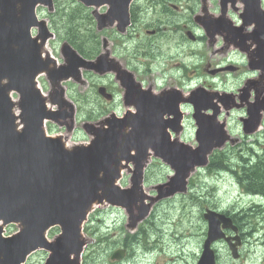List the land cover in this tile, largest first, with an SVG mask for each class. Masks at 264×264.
<instances>
[{
  "label": "water",
  "instance_id": "1",
  "mask_svg": "<svg viewBox=\"0 0 264 264\" xmlns=\"http://www.w3.org/2000/svg\"><path fill=\"white\" fill-rule=\"evenodd\" d=\"M10 1L0 0V75L7 76L11 81L18 80L27 86L30 83L29 70L26 69L27 41L21 37L18 23L22 24L28 18L29 7L26 2L27 8L24 5L18 17ZM10 36H14L13 39L19 37L22 40L23 51L16 50L12 53L7 50L5 44ZM11 86L22 90L20 99L21 107L25 110L26 127L22 133L14 132L9 111L12 103L7 96L5 86L0 84V219L4 223L19 222L22 229L11 238L5 239L0 236V264H12L14 258H21L29 250L30 240L35 239L33 236H37L38 226L42 223L45 226L55 220L61 222L65 226V240L74 242L76 228L74 219L88 209L89 203L94 198L101 200L104 194L109 192L112 187L110 177L116 175L115 171L112 176L110 173L114 168L112 162L109 159H103L107 154L105 150L109 147L107 137L98 135L88 150L60 157L54 145L56 141L46 140L38 128V117L29 109L27 90L15 83ZM158 127L156 126L159 135L157 142H162L158 154L173 168L176 169L179 166L180 155L189 159L198 157V153L186 156L180 148L167 143L161 136V128L158 129ZM151 130L149 127L146 132ZM111 132H115L114 128ZM137 142L138 140H135V145H138L137 149L141 153L148 143L143 141L138 144ZM157 142H154L155 148L158 147ZM99 150L102 152L96 154ZM94 154L96 155L90 160V164L98 168L102 167L104 171L102 180L99 182L96 179L93 182L88 180L85 183V180L77 177L76 188H69V190L64 187L66 183L68 185V181L61 180L55 190L54 180H52L54 171H59L64 179V172H77L75 161L80 162L81 158H88ZM101 159H103L102 164L99 162L96 164V161ZM92 176L95 177L96 173ZM75 204H77L76 212L70 215L69 220V216L66 217V208ZM218 219L215 214H209L210 236L217 229ZM56 260L57 254L54 255L51 263H55Z\"/></svg>",
  "mask_w": 264,
  "mask_h": 264
},
{
  "label": "rangeland",
  "instance_id": "2",
  "mask_svg": "<svg viewBox=\"0 0 264 264\" xmlns=\"http://www.w3.org/2000/svg\"><path fill=\"white\" fill-rule=\"evenodd\" d=\"M58 5L60 8H69L72 6H69L71 0H57ZM66 10V9H65ZM68 11V10H66ZM149 16H152L149 15ZM61 44V42H60ZM57 47V43L53 42V43H49V45L47 44V49L50 52V49H53ZM51 53V52H50ZM43 79H41V84ZM87 85L85 83H83L82 85L80 83L76 84L74 86L75 91L77 92V94L79 95H83L84 94V89ZM82 100L84 101V116L86 117L87 115V103L86 102V98L85 96H81ZM88 101V100H87ZM99 107V105L97 106ZM97 107H94L93 109L95 110ZM49 127V125H48ZM51 131H56L55 128L53 127V125L51 124ZM81 136H84V139H86L87 137L81 132L80 133ZM252 141L247 140V143H251ZM260 146H264V139H261L259 141ZM250 145V144H248ZM236 150L240 149V146H235ZM229 154V158L234 160V156L237 157V155H235L234 153L232 154L231 152L228 153ZM168 172L167 171H161V170H154V174H159L161 175V177H165L166 174ZM191 176H194V179L192 181L193 183V189H191L192 191H196L197 196L200 198H204V200H206L207 202L211 203L212 207H216L215 209H218L220 211L223 212H229V213H235L238 210L239 211H243L245 210L247 207H250L251 204H258V203H262V202H255L254 200L250 199V197L247 196H243L240 195V187L237 184V180L235 178V175H233L232 173H221V174H217V173H211L209 171H202L201 173H196L195 175L191 174ZM220 176V178H219ZM160 179H156V177L154 176V183L156 181H159ZM203 200V201H204ZM188 203V197L186 198H180L179 200L167 204V203H163L158 205V207L156 208V210L154 211V218L152 219V224H143L144 226V232L145 233H151L155 228H160V230H162V233L166 234V236H169L167 233L169 231H173V236H169L171 239H177V244L174 246V250L177 251V247L179 249H184L187 248V239H181L180 236L181 235H185L186 232L189 230V228H192L193 233H195L196 236V240L197 243L198 241H200V238H197V236L202 234L203 231V222L200 218L201 212H202V205H204V203H200L198 205V207L200 208L198 211H195V216L196 219H193L191 221V217L193 216L192 214H189L188 212V208L190 207V205L187 204ZM264 204V203H263ZM186 210V211H185ZM99 211V213L102 211L101 207H98L96 209L95 212ZM188 212V213H187ZM239 218L240 219H244V222L249 221L250 223L243 226V231H246V229H249L253 224L257 223V221L261 220L260 219V215L261 212H256L255 216L254 215H244L242 213H238ZM194 218V217H192ZM96 219H101L102 220V224H104L106 226V230L101 232L100 235H104L106 233H111L113 235H115V240L111 243L108 244H101L99 243L98 245H96L94 247L95 250H93L92 254L97 251L99 253L98 255V262L100 264H115L116 262L110 261L108 254H109V250L117 243H122V242H118V239L121 238H125L126 236V232L123 228V224L126 222V215L123 212H115V211H105L103 213H100L99 216H97ZM247 220V221H245ZM258 221V222H259ZM191 222V223H190ZM96 226V231H98L100 229L99 224L95 225ZM260 227H262V225H260ZM7 228L6 227V232H7ZM94 228V227H92ZM17 228L16 226H11V230L9 231H15ZM139 238V239H138ZM144 238L147 240L148 243H153L154 242V236L150 237V238H145V236L143 235V232L136 235L134 238H132L133 240L137 241L138 240V245L141 243V239ZM150 239V240H149ZM152 239V240H151ZM90 240H92V237L90 238ZM166 243L167 240L163 239ZM145 241V240H143ZM146 242V241H145ZM146 242V244H147ZM248 242V240H247ZM131 245L129 246V248L131 249ZM143 248H140L139 250L134 247L132 254L130 255L129 259H125L124 262L119 263V264H154V262L157 259V263L161 264L162 261L159 259L160 256H162V258L164 259V261H167L168 255H165L164 253H159L157 254L156 257H154V253H147V252H143L142 255L139 254L138 251H142ZM109 251V252H108ZM241 251L243 252V254L245 253L246 255H248V257L252 258V259H257L259 257V255H262V249L258 246L255 247L254 245L251 243L250 246L248 247V245L246 244V242L243 244V246L241 247ZM254 252L256 255H250V253ZM94 255V254H93ZM92 255V256H93ZM90 257H88V262L89 259L91 258V252L89 254ZM128 258V257H127ZM260 261H262V259H258ZM163 261V262H164ZM259 261V262H260ZM41 262H43V259H41L40 255L34 256L32 258V262L30 264H41ZM113 262V263H112Z\"/></svg>",
  "mask_w": 264,
  "mask_h": 264
},
{
  "label": "flooded vegetation",
  "instance_id": "3",
  "mask_svg": "<svg viewBox=\"0 0 264 264\" xmlns=\"http://www.w3.org/2000/svg\"><path fill=\"white\" fill-rule=\"evenodd\" d=\"M193 29V27H191L190 23H183L182 24V28L180 27H177V31H178V36L176 39H174V42H175V45H176V48L178 50V54H184V55H187L189 54V45H190V42L185 34V32L189 29ZM195 32H198L197 36H196V41L197 42H200L203 40V35L201 32H199L196 28H194ZM197 30V31H196ZM156 31L157 32H160L161 29L159 27L156 28ZM221 50L220 47H217L215 45H213V56H216L217 53H219Z\"/></svg>",
  "mask_w": 264,
  "mask_h": 264
},
{
  "label": "trees",
  "instance_id": "4",
  "mask_svg": "<svg viewBox=\"0 0 264 264\" xmlns=\"http://www.w3.org/2000/svg\"><path fill=\"white\" fill-rule=\"evenodd\" d=\"M69 18H70L69 12L66 10H62L60 13L59 19H61L63 21H67V20H69ZM71 28H73V26ZM258 165H264V161H261ZM244 174L247 176V181L252 180L251 176H249L247 174V172H245ZM256 175L258 176V179L260 182H264V169L256 171ZM255 181L257 182L258 180L255 179ZM259 186H261V185H259ZM262 191H264V190L262 189Z\"/></svg>",
  "mask_w": 264,
  "mask_h": 264
}]
</instances>
